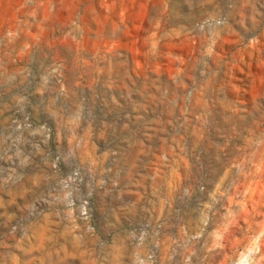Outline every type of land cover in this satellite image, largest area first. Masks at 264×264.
<instances>
[{
  "label": "rangeland",
  "instance_id": "obj_1",
  "mask_svg": "<svg viewBox=\"0 0 264 264\" xmlns=\"http://www.w3.org/2000/svg\"><path fill=\"white\" fill-rule=\"evenodd\" d=\"M0 264H264V0H0Z\"/></svg>",
  "mask_w": 264,
  "mask_h": 264
}]
</instances>
